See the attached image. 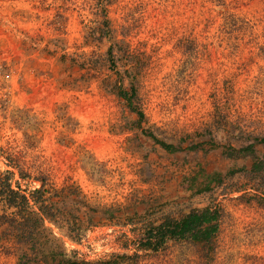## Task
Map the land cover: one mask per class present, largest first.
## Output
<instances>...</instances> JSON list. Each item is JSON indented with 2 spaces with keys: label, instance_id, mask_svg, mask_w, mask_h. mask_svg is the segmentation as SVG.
<instances>
[{
  "label": "rangeland",
  "instance_id": "374dc122",
  "mask_svg": "<svg viewBox=\"0 0 264 264\" xmlns=\"http://www.w3.org/2000/svg\"><path fill=\"white\" fill-rule=\"evenodd\" d=\"M263 139L264 0H0V182L44 212L48 249L264 264ZM251 144L259 172L238 152ZM207 207L221 212L212 247L142 249L147 226ZM20 229L0 227V264H40Z\"/></svg>",
  "mask_w": 264,
  "mask_h": 264
},
{
  "label": "trees",
  "instance_id": "16d2710c",
  "mask_svg": "<svg viewBox=\"0 0 264 264\" xmlns=\"http://www.w3.org/2000/svg\"><path fill=\"white\" fill-rule=\"evenodd\" d=\"M108 1L111 2L113 0H107V2ZM108 32L109 35H112L113 30L108 28ZM112 55L113 54H111V56ZM119 95L122 98L127 99L130 106L133 107V97L135 95L134 91L130 95L121 87ZM138 116L140 121L145 119V115L142 112H139ZM259 142H264V139L260 140ZM160 145L167 151L175 150L173 145H168L166 143H161ZM255 147V144H251L246 148L240 149L238 152H249L254 159L253 171L259 172L261 171L263 163L256 156ZM12 162L14 163L13 167L19 165L17 160H12ZM11 179L12 178H8L7 176V178L0 182V197L4 200L5 204L3 205H6L4 209L6 207L19 209V213L22 214L23 220L20 222L6 213L2 215L0 214V227L2 224H8L11 226V228H13L19 223L21 226L20 232H22V234H19V238H17V236H15V238H17L19 242L31 247L35 258L40 261V264H83L78 260L68 257L63 251H60L59 249L57 251L54 249L51 250L50 248L48 249L46 247L47 243H44L42 239L44 234V212H41V208H39V213L32 212L29 199L20 191V189L16 190V188H13ZM16 184L20 186L19 183ZM37 193H40V191H37ZM220 218V210L211 207L193 210L181 219H172L169 217L165 218L161 224L147 226L145 231L146 240L142 249L145 251H158L169 241H189L212 247V244L219 233ZM22 226L23 228H26L27 226L29 230H23Z\"/></svg>",
  "mask_w": 264,
  "mask_h": 264
}]
</instances>
